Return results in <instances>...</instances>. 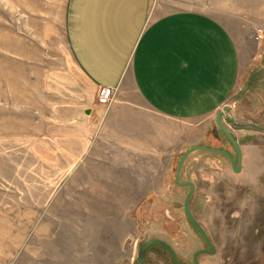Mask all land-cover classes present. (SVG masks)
Listing matches in <instances>:
<instances>
[{"label": "rangeland", "instance_id": "obj_1", "mask_svg": "<svg viewBox=\"0 0 264 264\" xmlns=\"http://www.w3.org/2000/svg\"><path fill=\"white\" fill-rule=\"evenodd\" d=\"M253 3L237 9L246 10L248 20L203 11L225 21L240 50L241 85L226 106L231 117L223 119L264 128V0ZM67 4L0 0V264H134L140 242L164 226L185 257V190L174 184L177 162L195 145H229L213 118L190 128L169 160H136L138 153L119 159V141L108 134L114 120L98 113L110 111L115 91L106 96L89 86L74 66ZM224 126L243 152L240 173L199 152L184 169V178L197 184L193 214L216 247V255L201 262L264 264V129ZM149 165L157 169H144ZM144 175L159 183L158 195L116 200ZM116 220L128 232L118 235H131L122 250L110 238L108 246L99 243ZM190 237L191 258L202 245Z\"/></svg>", "mask_w": 264, "mask_h": 264}, {"label": "crops", "instance_id": "obj_2", "mask_svg": "<svg viewBox=\"0 0 264 264\" xmlns=\"http://www.w3.org/2000/svg\"><path fill=\"white\" fill-rule=\"evenodd\" d=\"M241 4L239 0H68L66 40L74 66L89 86L115 91L110 111L98 113L105 122L114 120L108 134L119 141V159L138 153L136 160H169L185 144L190 128L198 129V123L227 109L241 85L239 45L225 21L203 9L248 20L244 9L253 7V0ZM238 8L244 11L239 14ZM134 180L132 188L126 184V191L116 193V200L140 201L159 193V183L148 176ZM114 213L118 216V210ZM109 226L106 241L101 237L99 243L108 246L110 238L116 244L113 248L122 250L131 235H118L128 234L118 220Z\"/></svg>", "mask_w": 264, "mask_h": 264}, {"label": "flooded vegetation", "instance_id": "obj_3", "mask_svg": "<svg viewBox=\"0 0 264 264\" xmlns=\"http://www.w3.org/2000/svg\"><path fill=\"white\" fill-rule=\"evenodd\" d=\"M227 116L231 117V114L227 115ZM226 119L222 120L223 125H224V123L227 124L225 122ZM228 120L233 121V119H228ZM234 123L238 124L236 122H234ZM227 125L236 126L234 124H227ZM241 125H253V124H241ZM253 126H256V125H253ZM259 128L260 127H258L257 129H259ZM260 129L263 130L264 128H260ZM218 132H220V131L218 130ZM220 134L223 137V139L228 143V145H229L228 148H224L222 146H220V147H207V146H202V145H195V146H202V147L209 148V149L221 150V151L228 153L234 161L235 170L238 171V156H237L236 150L232 146V144L228 141V139L221 132H220ZM233 138L235 139V137H233ZM238 145H239V143H238ZM239 147H240V145H239ZM198 152L206 154V155L218 156V157L222 158L224 161H226V163H228L231 171L233 172L230 162L225 157L215 155V154H211V153H207V152H202V151H198ZM195 153H197V152H195ZM241 153H243L242 150H241ZM193 154H191L190 156H192ZM189 157H188V159H189ZM242 159H243V155L241 158V169H242ZM187 160L185 161V163L182 167L179 182L181 184H187V183L193 184L194 191H193V194H192V196L190 198V202H189V212H190V215H191L192 219L194 220V222L201 228V230H203V232L208 237L209 242H210V244L214 250H212L208 246V244L203 239V237L199 234V232H197V230L192 225L190 219L188 218V215L186 214V210H185L184 206H185V202L189 196V193L191 191V187L189 185L178 186L175 183V175H174V184L178 188L185 190V197H184V201H183L182 209H181L182 215H183L184 220H185V244H183V247H185V257L181 254V252L179 250H177L175 248V247H179V246H178V244H176V246L173 244L174 240L172 239V236H171L172 231L170 232V227L164 226L161 228L160 231L157 230L155 232H151V233L147 234L145 236V238L140 242V244L137 246L135 258L132 259L134 264H138L137 260H138L139 253H140L142 247H146L144 255H143V262H144L143 264H202L201 259H203V257H214L216 255V247H215V243H214L213 238L207 233V231L204 229L202 224L196 219V217L192 211V203H193V199H194L196 192H197V184L190 179L184 178V169H185V165H186ZM176 168H177V165H176ZM241 169H240V171H241ZM175 173H176V170H175ZM150 195H158V193H152ZM163 213L166 214L165 212H163ZM155 227L156 226H154V225H150L151 231H153L154 229L157 228V227L156 228ZM190 236H192V238L195 241L199 242L202 245L199 249H197L192 254L191 258H190V254H189V250H188L189 245H190V238H191ZM180 246H182V244Z\"/></svg>", "mask_w": 264, "mask_h": 264}, {"label": "water", "instance_id": "obj_4", "mask_svg": "<svg viewBox=\"0 0 264 264\" xmlns=\"http://www.w3.org/2000/svg\"><path fill=\"white\" fill-rule=\"evenodd\" d=\"M225 115H230V109H224V110H221L220 112H218L216 114L215 118H214V123H215L216 128L228 139V141L235 148L236 153H237V156H238V171L235 170L234 161H233L232 157L228 153H226L224 151H221V150H214V149L205 148V147H202V146H193V147L189 148L188 150H186V151H184L182 153V155L180 156V158L178 160L177 168H176V173H175V183L178 186L189 185L191 187V191H190L189 196H188V198H187V200L185 202L184 208L186 210V214L188 215V218L190 219L192 225L197 230V232H199V234L203 237V239L206 241V243L208 244V246L212 250H214V249L211 246L208 237L203 232V230H201V228L194 222V220L192 219V217L190 215V212H189V202H190V198H191V196L193 194V191H194L193 184L192 183L181 184L179 182V178H180L181 170H182V167H183L185 161L188 159V157L191 154H193L195 152H198V151L207 152V153H211V154H215V155H219V156L225 157L230 162V164L232 166L233 172L235 174L240 173V169H241V158H242L241 149H240L237 141L233 138V136L231 135V133L223 125L222 120H223V117ZM225 122L227 124H234V125L239 126V127H245L246 126V125H241V124H235L234 121L228 120V119H226ZM250 126H253V125H250ZM253 127L258 128L257 126H253ZM145 249H146V247H142L141 248V251L139 253V257H138V260H137L138 264H143L144 263L143 262V255H144Z\"/></svg>", "mask_w": 264, "mask_h": 264}, {"label": "built area", "instance_id": "obj_5", "mask_svg": "<svg viewBox=\"0 0 264 264\" xmlns=\"http://www.w3.org/2000/svg\"><path fill=\"white\" fill-rule=\"evenodd\" d=\"M103 92L105 93L104 95L106 96H109L112 93L111 90L106 89V88L103 89Z\"/></svg>", "mask_w": 264, "mask_h": 264}]
</instances>
